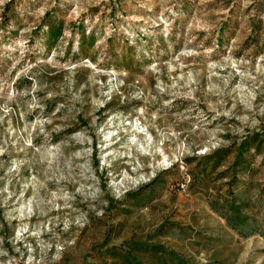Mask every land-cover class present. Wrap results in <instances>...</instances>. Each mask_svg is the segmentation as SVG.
Returning a JSON list of instances; mask_svg holds the SVG:
<instances>
[{
  "label": "rangeland",
  "instance_id": "374dc122",
  "mask_svg": "<svg viewBox=\"0 0 264 264\" xmlns=\"http://www.w3.org/2000/svg\"><path fill=\"white\" fill-rule=\"evenodd\" d=\"M0 264H264V0H0Z\"/></svg>",
  "mask_w": 264,
  "mask_h": 264
},
{
  "label": "trees",
  "instance_id": "16d2710c",
  "mask_svg": "<svg viewBox=\"0 0 264 264\" xmlns=\"http://www.w3.org/2000/svg\"><path fill=\"white\" fill-rule=\"evenodd\" d=\"M59 33H60V31L56 34V38L59 36ZM241 147H242V145H241ZM227 152V151H226ZM228 155H230V152H227L226 153V156H220V157H227ZM112 205V204H111Z\"/></svg>",
  "mask_w": 264,
  "mask_h": 264
}]
</instances>
